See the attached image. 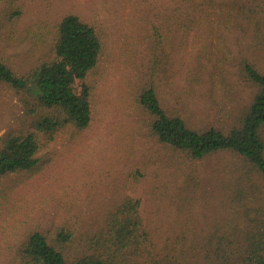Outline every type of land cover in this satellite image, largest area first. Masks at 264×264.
Listing matches in <instances>:
<instances>
[{
  "label": "rangeland",
  "instance_id": "374dc122",
  "mask_svg": "<svg viewBox=\"0 0 264 264\" xmlns=\"http://www.w3.org/2000/svg\"><path fill=\"white\" fill-rule=\"evenodd\" d=\"M252 1L262 5L259 24L244 23L247 9L240 7V24L212 14L209 24L180 35L174 28L156 33L151 8L157 0H0V59L16 73L48 58L68 14L94 25L103 42L88 77L91 124L62 129L35 169L0 177V264H20L21 248L37 231L71 233L64 246L70 261L91 254L92 239L128 196L141 199L145 223L164 240L226 226L239 158L177 157L152 135L151 115L139 98L153 84L169 113L228 132L255 93L241 62L264 72V2ZM16 10L22 15L12 19ZM216 11L223 13L211 8ZM26 100L32 98L25 91L0 83V144L13 129L29 127Z\"/></svg>",
  "mask_w": 264,
  "mask_h": 264
},
{
  "label": "trees",
  "instance_id": "16d2710c",
  "mask_svg": "<svg viewBox=\"0 0 264 264\" xmlns=\"http://www.w3.org/2000/svg\"><path fill=\"white\" fill-rule=\"evenodd\" d=\"M157 1L151 13L160 24L153 28L160 34L162 28H174L180 35L194 31L209 24L212 14L234 16L240 24V7L247 9L244 23H261L257 15L262 5L253 7L252 0H162V6ZM21 15L16 10L11 17ZM55 36L48 58L26 74L16 73L0 59V83L32 98L26 100L29 127L13 129L1 139L0 177L35 169L40 152L62 129L82 130L91 124L88 77L103 54L102 39L94 25L76 14L59 22ZM241 64L244 82L255 93L228 132L214 123L191 126L182 115L169 113L153 84L139 98L151 115L152 135L177 157L194 162L230 153L239 158L242 170L226 226L207 233L172 234L164 240L145 223L141 199L128 196L108 215L101 236L92 239L91 254L70 261L64 246L71 233L62 230L54 237L37 231L21 248L20 264H264V72L248 60Z\"/></svg>",
  "mask_w": 264,
  "mask_h": 264
}]
</instances>
